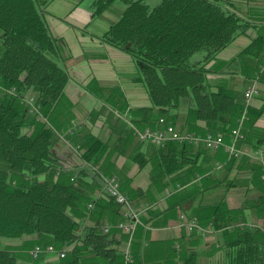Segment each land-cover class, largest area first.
I'll use <instances>...</instances> for the list:
<instances>
[{
	"label": "trees",
	"instance_id": "trees-1",
	"mask_svg": "<svg viewBox=\"0 0 264 264\" xmlns=\"http://www.w3.org/2000/svg\"><path fill=\"white\" fill-rule=\"evenodd\" d=\"M50 1L0 0V238L18 240L29 236L34 246H53L56 252L50 255L57 259L45 257L39 264H122L126 235L114 227L122 220L121 207L107 194L104 178L115 176L134 206L145 203L136 202L146 201L147 197L125 179L116 165V159L128 147L124 139L128 135L138 139L137 130L116 118L119 139L109 143L82 126L73 136H67L81 150L80 156L71 151L66 155L80 165H64L59 155L60 140L53 130H60L53 109L63 94L68 74L58 55L59 39L51 36L46 22ZM117 1L124 9L100 39L127 53L135 63V78L145 86L150 101L149 107L136 110L142 115L140 121L146 125L156 123L159 128L158 120L163 118L174 126L176 110L188 100L194 120L205 123L204 134L228 138L246 112L249 120L243 128L242 143L257 149L263 145L264 129L254 126L262 109L239 103L234 94L222 88L211 90L206 78L205 64L246 32L252 25L248 17L240 14L230 0H160L152 6L145 0H94L91 16H99ZM198 51L204 56L193 61ZM240 55L263 62L264 33L250 40ZM256 74L258 82L264 83V73L257 70ZM30 94L49 124L28 112L23 99ZM105 109L102 105L100 112L104 114ZM154 111L157 116L153 121ZM147 145L148 155L138 150L126 158V166L141 169L150 163L151 183L175 182L187 174L188 180L195 179L193 155L206 149L172 141L162 147ZM152 155L156 156L155 162ZM235 160L226 163V175ZM252 171L260 172V193L253 198L262 218L258 226L235 224L237 219L231 212L225 217L220 207L233 184L227 176H216L217 185L203 187L222 190L211 224L226 237L220 245L225 264H264V231L260 229L264 225L263 166L257 163ZM142 221L146 224L148 219L143 217ZM105 223L113 226L106 233ZM62 251L64 257L59 258L57 254ZM184 262L195 264L194 253L189 252ZM0 264H17L15 251L0 248Z\"/></svg>",
	"mask_w": 264,
	"mask_h": 264
},
{
	"label": "crops",
	"instance_id": "crops-1",
	"mask_svg": "<svg viewBox=\"0 0 264 264\" xmlns=\"http://www.w3.org/2000/svg\"><path fill=\"white\" fill-rule=\"evenodd\" d=\"M82 1L51 0L46 7L49 33L59 39L58 55L68 74L63 94L53 109L56 125L64 132L71 128V121L78 122L80 127L86 126L91 134L109 143L119 139L114 124L116 118L126 122L128 127H136V130L156 128V123L146 125L140 121L142 115L136 111L149 107L150 101L145 86L135 78L137 69L134 61L127 53L100 39L109 26L118 20L124 8L113 9L112 6L116 4L113 3L93 18L92 10L88 8L92 2L84 5L81 4ZM230 1L240 14L252 21V25L205 64L208 70L207 83L211 90L222 88L234 94L239 103L262 109L254 126L264 129V83L258 82L256 74L260 58L240 55L250 40L264 33V0ZM251 84L257 86L259 93L246 102L243 93ZM102 105L106 108L104 114L100 112ZM146 115L148 113L144 114ZM156 116L154 111L153 121ZM247 120L246 114L242 129ZM173 122L175 128L182 132L197 135L205 133V123L194 120L184 103L176 110ZM123 123L120 128L124 126ZM126 138L123 142L128 147L116 159V165L122 170L121 174L125 179L131 185L139 187L147 197L146 201L138 199L136 202H154L147 210L150 214L144 213L142 216L148 219L147 223L136 229L132 239L133 264H184L189 252L194 253L195 264H225L224 251L220 245L226 237L222 236V230H214L211 224L212 211L219 196H222V190L218 187L203 190V187L217 185L216 176H227L233 184L220 207L225 217L231 212L233 219H237L235 224L259 223L262 218L256 212L253 198L260 193V172H253L252 168L257 163L262 165L256 152L261 151L264 155V143L258 149L252 148L248 143H237L241 156L234 161L227 175L224 168L230 160L229 155L223 149L202 148L203 152L192 158L196 161L193 169L197 171L195 179L191 178L189 181L186 177L190 175L187 174L175 182L167 180L168 183H151L150 163L141 169L134 165L126 166L127 157L138 150L148 155L150 146L139 142L132 135ZM224 141L228 143L230 136ZM67 152L65 147L59 149L64 165L71 168L80 165L72 157L68 160ZM150 158L153 162L156 161V156L152 155ZM245 158L249 160L246 161ZM210 175L212 176L209 177ZM206 177L208 180L203 181ZM198 181L202 183L194 185ZM145 203L137 207L144 206ZM180 213L187 219H195L203 227L211 226V232L201 235L195 231L190 234L186 228L177 227ZM176 243L180 245L179 250L174 248ZM47 257L52 258L51 255Z\"/></svg>",
	"mask_w": 264,
	"mask_h": 264
},
{
	"label": "built area",
	"instance_id": "built-area-1",
	"mask_svg": "<svg viewBox=\"0 0 264 264\" xmlns=\"http://www.w3.org/2000/svg\"><path fill=\"white\" fill-rule=\"evenodd\" d=\"M261 72L264 73V59L261 66ZM259 89L255 84L248 86L243 93V97L246 102H248L252 97L258 95ZM23 104L27 107L28 112L34 113L38 112V105L35 103L34 98L25 97L23 99ZM246 119V113L243 112L239 120L237 121L236 127L232 128L230 131V141L225 143L224 138L221 134H212L206 133L204 135H197L190 132H178L175 127L171 124L164 122L163 118H159L158 124L161 127L159 128H145L143 130H137L136 134L140 142L150 143L156 146H164L167 142H177V143H186L194 146H203L207 149L218 150L223 149L229 156L232 158H238L241 156V151L237 148V143L244 140V134L242 133V126L244 120ZM80 127L78 122L71 121V128L73 130H67L68 135H73L74 131ZM66 138V137H65ZM66 145L69 147L71 152L74 155L80 156L81 150L78 146L72 145L67 139H65ZM257 157L260 159V162L263 166V173L261 175L264 180V155L261 151L256 152ZM104 188L107 194L114 200L116 204L121 207L122 220L119 221L114 227L118 229L121 233L126 235L125 249L123 251V263L122 264H132L133 257L131 253V243L134 237L135 231L139 226H143L142 216L147 210L151 207L149 205H144L141 207H136L132 204L128 195L122 192L120 183L115 176H110L104 178ZM91 204L88 205L90 209ZM179 221L177 227L183 225L185 226L188 232L196 231L197 233L204 235L211 232V226L203 227L197 223L195 219H187L183 213L179 214ZM254 226V225H251ZM111 228L112 225L105 223L103 226V231L106 233ZM260 229L264 231V226H261ZM178 248V245H176ZM42 252H56L54 247L48 245L45 248L37 245L35 246L31 253L32 258H37ZM59 258L64 257V251L59 252Z\"/></svg>",
	"mask_w": 264,
	"mask_h": 264
},
{
	"label": "rangeland",
	"instance_id": "rangeland-1",
	"mask_svg": "<svg viewBox=\"0 0 264 264\" xmlns=\"http://www.w3.org/2000/svg\"><path fill=\"white\" fill-rule=\"evenodd\" d=\"M78 1V0H77ZM160 0H145V2H147L149 5H155V4H157L158 2H159ZM87 2H92V3H90V7H88L90 10H93V2H94V0H83L82 1V3L81 4H88ZM116 4H114L113 6H112V8L113 9H116V8H120V7H122V8H124V5H123V3H121V2H119V1H117V2H115ZM117 5V6H116ZM82 6V5H81ZM80 6V7H81ZM203 56H204V52L203 51H198V52H196L193 56H192V60L194 61V60H201L202 58H203ZM262 64H263V62L260 60L259 61V63H258V70H259V73L261 72L260 70H261V66H262ZM25 97H32V98H34L33 97V95H26ZM24 97V98H25ZM35 101V100H34ZM185 103H186V105L188 106L189 104H188V100H185ZM27 108V107H26ZM37 111L38 112H34V113H31V112H29L30 114H32V115H37L38 117H36V119L37 120H39L40 118L42 119V121H44V122H47L48 123V117H43L42 115H41V109L40 108H38L37 109ZM40 121V120H39ZM246 123V122H245ZM49 124V123H48ZM237 125V124H236ZM236 125L234 126V127H236ZM233 127V128H234ZM79 129V128H78ZM145 129V128H144ZM53 130H54V132H55V134H57L58 135V137H59V145H61L62 146V144H64L62 147H66L67 148V150L70 152L71 150L69 149V147L66 145V143H65V140L63 139V138H65V139H67L68 141H69V139H68V137L67 136H73V135H68L67 134V131L66 132H61L60 130H58L57 128H53ZM69 130V129H68ZM70 130H73L72 128H70ZM77 130V129H76ZM231 131V130H230ZM75 132V131H74ZM181 133H183V132H181ZM242 133L244 134V132H243V129H242ZM223 138L225 139L226 137H224L223 136ZM244 139H245V134H244ZM139 140V139H138ZM70 142V141H69ZM61 146H59L60 148H62ZM207 149V148H206ZM212 150V149H211ZM219 150V149H218ZM69 152H67V153H69ZM226 155H229V154H227L226 153ZM77 156V155H76ZM78 158V157H77ZM229 158H230V160L231 159H238V158H232L231 156H229ZM67 159L68 160H71V157H70V155L67 157ZM262 175V174H261ZM110 177V176H109ZM117 179V178H116ZM261 179H262V177H261ZM263 180V179H262ZM161 197V196H160ZM154 201H156V199L154 200ZM146 205H149V206H152L151 204H154V202L152 201V202H148V203H145ZM191 219V218H190ZM180 223V221H178V223L176 224V226H178V224ZM198 223V222H197ZM199 224V223H198ZM251 225H254V226H258V224L257 223H255V224H251ZM251 225H249V226H251ZM261 226H264V225H261ZM179 227H184L185 228V226H183V225H181V226H179ZM136 232V231H135ZM191 232H195V231H191ZM191 232H189V233H191ZM126 240H127V238H126ZM32 240H31V238H29V236H26V237H24L23 239H18V240H7V239H1L0 238V248H9V249H11V250H13V251H15V254H16V256H17V264H20V262L21 263H25V264H39L40 263V261H42L45 257H47V256H49L50 254H55V252H42L37 258H32V256H31V251H32V249L35 247L34 246V243H32L31 242ZM125 243H126V241H125ZM176 245H178V248H176ZM174 248H175V250H179L180 249V245H179V243H176L175 245H174ZM124 249H125V246H124ZM123 249V250H124ZM43 253H45V254H43ZM47 253V254H46ZM132 253V252H131ZM45 255V256H44ZM51 259H50V257L48 258V260H56L57 258H56V256L55 255H51ZM132 257H133V254H132ZM133 261H134V258H133Z\"/></svg>",
	"mask_w": 264,
	"mask_h": 264
}]
</instances>
